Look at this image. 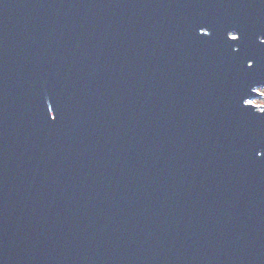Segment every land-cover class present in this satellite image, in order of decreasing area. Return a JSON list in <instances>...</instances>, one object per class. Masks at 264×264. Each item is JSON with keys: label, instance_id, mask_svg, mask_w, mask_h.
<instances>
[{"label": "water", "instance_id": "water-1", "mask_svg": "<svg viewBox=\"0 0 264 264\" xmlns=\"http://www.w3.org/2000/svg\"><path fill=\"white\" fill-rule=\"evenodd\" d=\"M262 33L264 0H0V264H264Z\"/></svg>", "mask_w": 264, "mask_h": 264}, {"label": "rangeland", "instance_id": "rangeland-1", "mask_svg": "<svg viewBox=\"0 0 264 264\" xmlns=\"http://www.w3.org/2000/svg\"><path fill=\"white\" fill-rule=\"evenodd\" d=\"M256 91H257V94H259V95L252 97V99H250L248 102L250 104L255 105L257 107V109L261 110V108L264 105V87L257 88Z\"/></svg>", "mask_w": 264, "mask_h": 264}, {"label": "snow or ice", "instance_id": "snow-or-ice-1", "mask_svg": "<svg viewBox=\"0 0 264 264\" xmlns=\"http://www.w3.org/2000/svg\"><path fill=\"white\" fill-rule=\"evenodd\" d=\"M260 35H264V33L260 34ZM238 37H232V41H237ZM260 44L264 45V41H260Z\"/></svg>", "mask_w": 264, "mask_h": 264}]
</instances>
